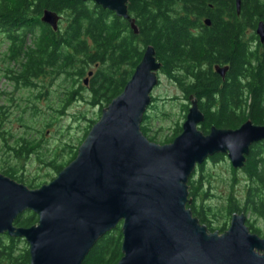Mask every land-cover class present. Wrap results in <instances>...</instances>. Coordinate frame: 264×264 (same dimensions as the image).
<instances>
[{
	"label": "trees",
	"instance_id": "16d2710c",
	"mask_svg": "<svg viewBox=\"0 0 264 264\" xmlns=\"http://www.w3.org/2000/svg\"><path fill=\"white\" fill-rule=\"evenodd\" d=\"M127 6L137 34L128 21L91 1L0 0V63L5 80L13 88L11 94L0 92V145L3 155L15 160H0L4 176L28 189L44 185L45 180L26 178L23 161L34 157L57 175L75 159L82 140L97 121L89 120L75 145L66 144V154L55 151L47 157L40 145L45 129L52 126L48 119L38 122L41 127L36 130L37 139L28 133L15 138L1 131L12 110L8 105L13 103L14 91H29L21 114L29 112L38 120L37 102L31 100L48 96V87L61 78L66 87L58 115L62 116L76 99H84V93L89 96L86 103L98 108L100 114L122 92L149 45L162 64L160 73L178 86L184 99L193 96L197 100L204 115L198 126L203 134L213 126L237 129L247 120L264 126V42L254 31L260 22L264 24V0H240L238 13L235 0H129ZM45 10L60 16L57 30L40 21ZM214 66L228 67L224 78L214 72ZM86 77H90L87 90ZM182 109L185 119L188 105ZM146 118L145 113L140 129L146 139L155 142ZM180 132L181 126L176 124L160 144L172 142ZM249 148L242 169L234 170L229 164V193L215 208L221 214V223L216 222L211 206L201 200L207 195L203 188L206 163L227 161L226 156L209 157L189 177L188 198L192 201L187 208L209 233H223L233 213H242L248 217L245 225L249 231L264 238V229L253 225L255 219L264 224V141ZM241 182L240 195L237 185ZM37 220L33 212L26 211L13 222L18 228H28ZM120 229L118 226L101 237L82 264H117L122 257ZM27 246L21 238L1 235L0 264H29Z\"/></svg>",
	"mask_w": 264,
	"mask_h": 264
},
{
	"label": "water",
	"instance_id": "95a60500",
	"mask_svg": "<svg viewBox=\"0 0 264 264\" xmlns=\"http://www.w3.org/2000/svg\"><path fill=\"white\" fill-rule=\"evenodd\" d=\"M80 1L113 12L138 32L127 11L129 0ZM235 4L238 13L240 0ZM41 15L42 23L57 30L58 14ZM254 31L263 43L264 24ZM144 49L122 92L52 181L28 189L0 174V236L23 239L29 264H82L95 243L118 226L117 264H264V238L249 231L244 214L233 213L223 233H209L187 208L192 201L187 182L196 166L222 154L234 170L242 169L249 147L264 141V126L247 120L237 129L213 126L205 135L198 129L204 115L190 96L179 136L168 144L149 141L139 125L162 64L153 46ZM227 70L214 66L222 78ZM26 211L37 216V224L16 227L13 221Z\"/></svg>",
	"mask_w": 264,
	"mask_h": 264
},
{
	"label": "rangeland",
	"instance_id": "374dc122",
	"mask_svg": "<svg viewBox=\"0 0 264 264\" xmlns=\"http://www.w3.org/2000/svg\"><path fill=\"white\" fill-rule=\"evenodd\" d=\"M2 49L3 46H0V50ZM1 67L0 63V92L5 94L12 93L13 88L10 83L5 80L2 71L3 68ZM90 70L94 71V68ZM158 77L159 84L155 86L152 91L151 105L145 113L147 114L146 124L149 126L150 135L155 136L154 139H156V141L154 143L160 144L159 141H163V137L166 138L173 133L176 124L182 126L181 124L184 122L182 107L184 104H187L189 107V103L183 98V94L178 86L164 75L158 74ZM89 79L90 77H86L84 80H87L86 82L88 83ZM87 83L85 85V87H87L85 88L86 90L89 88ZM65 87L66 85L60 78L54 81L51 87H48V96L42 97L38 101L35 98L31 100L37 102L35 105L38 106V110L40 111V116H37L38 120H34L35 118H33L29 112H26L25 115L21 114V110L25 108V105H23L24 101L29 98V91L27 89L14 91L12 96L13 103L10 106L8 105V108H12V110L9 111L10 114L8 118H5L7 121L4 123L1 131H6L15 138L28 133L30 137L33 136L37 139L39 135L36 134V130L41 127L38 122L43 119H48V122L51 123L52 126L45 129L46 134L40 145L44 154L47 157H51V154H54L55 151H60L61 155L66 154V144L75 145L76 140L80 139L84 132L83 128H86L89 124V120L96 119L98 121L100 116L98 118V108H94L90 106L89 103H86L89 98L87 93L83 94L84 99H76L72 102L69 107L63 111L62 116L58 115L57 111L60 110V104L62 102L60 97ZM17 104H19V108L16 106ZM22 120H24V122H22ZM28 126L32 129H28ZM4 137H7V134H5ZM10 143H12V141H10ZM5 158L11 159L9 156L3 155V149L0 145V160H6ZM11 161L13 163L15 162L13 159H11ZM229 164V161H218L216 163L208 162L206 163L203 174L206 185L203 188L207 195L206 197H202L201 201L211 206L213 213H215L214 218L216 222L219 223H221L222 217L221 214L219 216V211H215V208L221 206L223 199H225L229 193L228 186L231 176V174H229ZM22 166H24V172L26 171L27 175H29H26L27 179L36 177L38 178V182L45 180L49 183V181H51L50 176H53V178L57 176L49 167L37 163L34 157L24 160ZM0 174L2 173L0 172ZM237 186V191L241 195L242 182ZM253 223V225L264 229V224H262V221L259 219H255Z\"/></svg>",
	"mask_w": 264,
	"mask_h": 264
},
{
	"label": "flooded vegetation",
	"instance_id": "af4514ba",
	"mask_svg": "<svg viewBox=\"0 0 264 264\" xmlns=\"http://www.w3.org/2000/svg\"><path fill=\"white\" fill-rule=\"evenodd\" d=\"M137 33H138V32H137ZM137 33H136V34H137ZM157 74L162 75V76L164 75V74H161L160 72L157 73ZM164 76H165V75H164ZM182 96H183V98H185L184 95H182ZM187 102H188V101H187ZM3 235H4V234H3Z\"/></svg>",
	"mask_w": 264,
	"mask_h": 264
}]
</instances>
